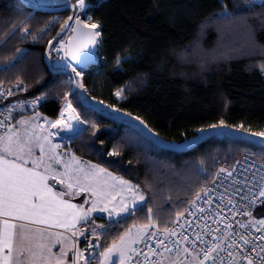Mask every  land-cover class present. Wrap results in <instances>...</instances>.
I'll return each instance as SVG.
<instances>
[{"label": "snow or ice", "instance_id": "1", "mask_svg": "<svg viewBox=\"0 0 264 264\" xmlns=\"http://www.w3.org/2000/svg\"><path fill=\"white\" fill-rule=\"evenodd\" d=\"M152 7L160 11V0ZM45 10L69 12L43 49L48 78L29 80L27 49L15 48L0 58V71L14 76L0 79V264H264V126L253 129L243 119L230 123L219 115L210 122L202 118L191 136L185 129L179 132L181 140L166 139L147 118L150 112L126 106L146 74L114 88L110 99L89 95L87 75L107 62L99 52L104 22L95 16L91 0H28L0 17V39L6 44L18 32L22 39L41 40L60 19L48 16L40 23L36 12ZM32 21L39 26L34 28ZM211 25L242 35L249 48L264 49L256 41L258 28L264 29V0H219L201 31ZM142 54L134 55L129 44L114 56L112 70L124 71L126 63ZM255 67L264 75V59ZM41 80L45 90L38 95L9 99ZM50 94L59 101L55 118L39 111ZM29 105L32 114L16 119L14 110ZM100 118L123 126V135L108 149L112 157L133 146L181 150L198 147L205 137L240 138L243 133L242 140L250 145L245 151L259 155V166L252 161L241 172L243 161L229 164L225 159L210 168L202 154L194 159L187 183L176 189L182 198L170 196L171 203L161 206L149 193L155 188L151 181L126 179L73 150L71 141H91L101 134ZM257 206L260 215L255 214ZM129 217L133 222L120 230L117 226Z\"/></svg>", "mask_w": 264, "mask_h": 264}, {"label": "trees", "instance_id": "2", "mask_svg": "<svg viewBox=\"0 0 264 264\" xmlns=\"http://www.w3.org/2000/svg\"><path fill=\"white\" fill-rule=\"evenodd\" d=\"M94 14L104 22L103 40L99 49L106 63L91 68L86 77L89 95L110 99L112 90L130 77L146 74L143 83L136 86L131 102L126 106L133 111L138 108L151 113L150 122L166 139L181 140L179 132L187 130L189 136L202 118L211 121L223 115L230 123L245 120L253 129L264 126V77L255 67L264 59V49L249 48L245 39L226 28L207 26L201 31L202 22L219 8V0H160L161 10L154 11L155 0H91ZM237 0H229L236 3ZM24 7L18 0H0V17L14 13ZM24 10H29L26 7ZM69 14L36 12L40 23L48 16L58 15L60 19L45 33L41 40L33 42L22 39L17 32L10 35L5 44L0 39V58L15 48L27 49L24 63L29 80L38 76L48 78L44 65V47L47 40L56 34V29ZM175 19H171V17ZM33 27H38L32 21ZM4 23L0 19V34ZM258 45H264V29L256 32ZM131 45L133 54L143 50L135 61H129L124 71H113V58ZM215 57V58H213ZM14 78L12 74L0 71V79ZM40 83L33 84L27 93L17 92L14 97L24 100L44 91ZM114 102V101H112ZM2 103V101H0ZM33 111L29 105L26 107ZM17 108L15 112L26 110ZM45 116L55 118L59 112V101L50 94L39 106ZM101 119L102 132L95 140H73L71 147L85 160L103 163L110 171L117 172L134 182L151 181L156 203L168 205L173 199L182 198L176 189L187 183L195 158L207 155L210 168L213 159L236 161L250 147L246 142L232 136H215L200 145L182 151H146L137 147L127 148L119 156H109L108 149L123 135V126L108 119ZM90 137L91 133H85ZM104 141V144L100 143ZM255 152L256 149H252ZM102 153V158L98 156ZM109 162H114L110 164ZM148 205H144L145 212ZM258 209L255 214L260 215ZM129 217L122 222L126 227L133 222ZM83 242V247L84 243Z\"/></svg>", "mask_w": 264, "mask_h": 264}, {"label": "built area", "instance_id": "3", "mask_svg": "<svg viewBox=\"0 0 264 264\" xmlns=\"http://www.w3.org/2000/svg\"><path fill=\"white\" fill-rule=\"evenodd\" d=\"M3 104V102L2 103H0V105H2ZM16 110V109H15ZM15 110H14V112H15ZM3 111V107H0V112H2ZM253 152H255L254 150H252ZM259 155L257 154V155H252V156H249L248 155V152H244L237 160H239V161H243V163L241 164V166L239 167V171H241V172H243L245 169H249V165H250V162H252V161H256L257 162V167L259 166ZM236 160V161H237ZM216 161V164L214 165V167H219L220 166V164L221 163H224L225 162V160H218V159H216L215 160ZM235 162V161H234ZM231 163H233V162H231ZM231 163H229V164H231ZM252 170H254V169H252ZM258 209H260L259 208V206H257V208H256V210H255V212L258 210Z\"/></svg>", "mask_w": 264, "mask_h": 264}, {"label": "water", "instance_id": "4", "mask_svg": "<svg viewBox=\"0 0 264 264\" xmlns=\"http://www.w3.org/2000/svg\"><path fill=\"white\" fill-rule=\"evenodd\" d=\"M19 2H21L22 3V5L23 6H25L27 3H28V0H18ZM28 9V8H27ZM30 10V9H29ZM37 12H45V13H51V14H57V12H50V11H37ZM44 57H45V54H44ZM46 64V59L44 58V65ZM243 133H241L240 134V138H238V139H240V140H242V138H243ZM215 137V136H214ZM209 138H212V137H205V138H203V140L200 142V143H202V142H204L205 140H207V139H209ZM243 141V140H242ZM244 142V141H243ZM194 146H188V147H186V148H184V149H181V150H172V149H164V150H168V151H173V152H182V151H187V150H189V149H191V148H193Z\"/></svg>", "mask_w": 264, "mask_h": 264}, {"label": "crops", "instance_id": "5", "mask_svg": "<svg viewBox=\"0 0 264 264\" xmlns=\"http://www.w3.org/2000/svg\"><path fill=\"white\" fill-rule=\"evenodd\" d=\"M33 111H30L26 108V110H21L18 112H15V118L19 119L20 116H30L32 114Z\"/></svg>", "mask_w": 264, "mask_h": 264}, {"label": "rangeland", "instance_id": "6", "mask_svg": "<svg viewBox=\"0 0 264 264\" xmlns=\"http://www.w3.org/2000/svg\"><path fill=\"white\" fill-rule=\"evenodd\" d=\"M69 2H71V0H69ZM263 77H264V75H263ZM14 114H15V112H14ZM54 139H59V137H56V138H54ZM63 144H64V146L65 147H68V145H69V141H68V139L67 138H65L64 140H63ZM64 149L62 148L61 149V151H63ZM100 214L99 213H97V216H99ZM81 247H83V242H81V245H80Z\"/></svg>", "mask_w": 264, "mask_h": 264}]
</instances>
